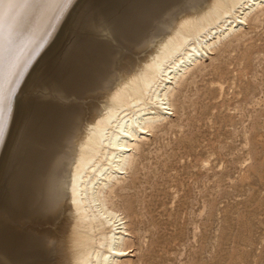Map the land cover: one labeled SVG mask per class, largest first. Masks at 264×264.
<instances>
[{"label":"bare ground","instance_id":"1","mask_svg":"<svg viewBox=\"0 0 264 264\" xmlns=\"http://www.w3.org/2000/svg\"><path fill=\"white\" fill-rule=\"evenodd\" d=\"M152 1L0 3V88L11 93L0 135V264H12L14 238L25 264H130L126 206L114 199L136 152L175 112L186 76L264 14V0H171L142 47L125 36ZM116 31L128 32L136 56L110 76ZM21 225L28 231L15 236Z\"/></svg>","mask_w":264,"mask_h":264},{"label":"rangeland","instance_id":"2","mask_svg":"<svg viewBox=\"0 0 264 264\" xmlns=\"http://www.w3.org/2000/svg\"><path fill=\"white\" fill-rule=\"evenodd\" d=\"M169 1L154 0L131 16L135 31L125 38L149 45ZM243 31L177 87L175 112L143 141L116 191L118 207L126 206L130 264H264V14ZM112 34L110 76L121 59L136 56L134 43L123 41L128 32ZM27 229L17 226L15 236ZM20 243L12 241V264H25Z\"/></svg>","mask_w":264,"mask_h":264},{"label":"snow or ice","instance_id":"3","mask_svg":"<svg viewBox=\"0 0 264 264\" xmlns=\"http://www.w3.org/2000/svg\"><path fill=\"white\" fill-rule=\"evenodd\" d=\"M3 0H0L2 3ZM64 3L70 2V0H63ZM10 103H11V93H4L3 89L0 88V135L3 134L5 125L8 121L9 111H10Z\"/></svg>","mask_w":264,"mask_h":264}]
</instances>
